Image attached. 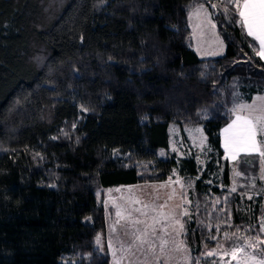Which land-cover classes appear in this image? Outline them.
<instances>
[{
    "label": "trees",
    "instance_id": "trees-1",
    "mask_svg": "<svg viewBox=\"0 0 264 264\" xmlns=\"http://www.w3.org/2000/svg\"><path fill=\"white\" fill-rule=\"evenodd\" d=\"M198 4L222 55L199 58L190 42ZM239 19L231 0H0V264H109L97 191L198 172L194 155L169 158L171 124L203 128L214 169L230 107L264 94V59ZM214 193L184 233L196 254L225 233L264 240L263 208Z\"/></svg>",
    "mask_w": 264,
    "mask_h": 264
},
{
    "label": "rangeland",
    "instance_id": "rangeland-1",
    "mask_svg": "<svg viewBox=\"0 0 264 264\" xmlns=\"http://www.w3.org/2000/svg\"><path fill=\"white\" fill-rule=\"evenodd\" d=\"M201 5L203 8L200 7ZM212 5L216 6L213 7L216 11L218 8H225L219 2L211 3ZM211 16L210 10L204 4L194 6L189 15L190 42L205 52V54L200 53L203 57L217 56L221 52L217 48L218 43L211 36L212 27L209 25H214ZM219 42L224 46L222 40ZM239 104L260 108L264 106V94L256 95L252 101H238L230 107L231 119L220 129V145L223 152L220 159L215 161L214 169H209V163L213 159L212 147L206 140L203 128L199 126L180 128L178 125L171 124L168 128V156L180 162L182 159L194 155L198 170L195 175H182L177 169H174L166 180L109 186L97 191V199L105 209L107 226L104 233L98 234L100 243L96 244L97 247L110 255L109 264H117L118 261L120 264H193V262H197V264H238L241 254H237V260H232L230 255L223 254L224 250L235 245L244 247L245 252H253V249L247 247V241L241 238H255V236L241 231L230 235L232 239H228L226 242H220L213 246L202 244L200 254H196L193 245H189L184 239V233L191 227V223L196 221L194 211L205 209L210 213L219 203L220 199L214 193L215 188L221 191H232L235 188L236 191L232 192L238 193L242 198L264 209V157L253 153L251 155L239 154L233 159L224 147V129L236 119L237 115H248L247 109L242 112L233 111ZM257 140H260L259 136ZM256 155L258 159L255 158V160L258 162L259 170L255 173L253 171V156L257 157ZM226 161L229 163V173L225 182L222 172ZM241 163L248 165L245 170ZM237 172L240 175H236ZM256 181L263 184V187L255 190ZM199 182L200 184H198ZM197 188L200 190L201 196L196 195ZM136 208L141 209V212H135ZM185 210L187 215H183ZM117 211L121 213L120 217L116 216ZM142 213L147 215H142ZM165 216L167 219L164 218ZM132 217L153 225L157 230L156 236H163L168 241L163 253L160 252L158 240L155 251H137L135 257L131 253L121 251V242H126L128 239L124 232ZM176 219H179L180 223L184 225L183 230L176 223ZM138 227L143 228L144 225H138ZM162 227L166 228L170 235L165 234ZM109 240H111V246H109ZM181 241L183 244L180 243ZM210 251H215L217 254L208 256L207 253ZM257 256L259 258L258 250ZM157 258H159V262H157Z\"/></svg>",
    "mask_w": 264,
    "mask_h": 264
},
{
    "label": "snow or ice",
    "instance_id": "snow-or-ice-1",
    "mask_svg": "<svg viewBox=\"0 0 264 264\" xmlns=\"http://www.w3.org/2000/svg\"><path fill=\"white\" fill-rule=\"evenodd\" d=\"M231 3L238 13L241 26L246 28L249 36L254 37L259 42L257 54L264 58V0H231ZM200 7L203 8V5ZM212 7L216 6L212 5ZM225 10L227 11V9ZM245 109L248 110V115H237L236 119L224 129L225 150L233 159L239 154L251 155L253 153L264 157V147H262L264 146V106L256 108L252 105L239 104L233 111L242 112ZM258 136L260 137L259 141L257 140ZM236 175H240V173L237 172ZM232 191H236V189L233 188ZM134 211L141 212V209L136 208ZM187 214L185 210L183 215ZM120 215L121 213L117 211L116 216L120 217ZM142 215L147 214L142 213ZM164 218L167 219L166 216ZM176 223L183 230L184 225L180 223L179 219H176ZM142 224L144 225L143 228L138 227V225ZM260 225V231L264 232V220L260 221ZM156 231L153 225L147 224L146 221L139 218L132 217L124 232L128 239L126 242H121V251L131 253L135 257L137 251H155L158 240L160 252L163 253L168 241L163 236H156ZM162 231L170 235V233H167L166 228L162 227ZM225 239H232V237L225 233ZM241 239L247 241V247L253 249V252H245L244 247L234 245L224 250L223 254L225 256L230 255L232 260H237V254H241L238 264H264V247H261L264 246V240H260L258 236L255 238L242 237ZM96 243H100V237H97ZM180 243L183 244V241ZM109 246H111V240H109ZM257 250L259 251V258ZM216 254L215 251L207 253L208 256ZM157 262H159V258H157ZM117 264H120V262L118 261Z\"/></svg>",
    "mask_w": 264,
    "mask_h": 264
},
{
    "label": "crops",
    "instance_id": "crops-1",
    "mask_svg": "<svg viewBox=\"0 0 264 264\" xmlns=\"http://www.w3.org/2000/svg\"><path fill=\"white\" fill-rule=\"evenodd\" d=\"M212 17V16H211ZM212 20H213V18H212ZM214 21V20H213ZM214 25L212 26V25H209L210 27H212V37H213V39L218 43V45H217V48H219V50H221V52H220V55H222L224 52H225V44H224V46L222 45V43L221 42H219V40H222L221 38H220V36H219V34H218V32H217V27H216V25H215V22L213 23ZM246 29V28H245ZM247 31V30H246ZM252 37V36H251ZM254 38V37H253ZM223 41V40H222ZM224 43V42H223ZM257 43H258V48H259V42L257 41ZM194 47V50H195V52H196V54H197V56L199 57V58H208V57H203L200 53H202V54H205V52L202 50V49H200L199 47L197 48V46L195 47V46H193ZM223 51V52H222ZM219 55V54H218ZM217 55V56H218ZM264 59V58H263ZM257 96L258 95H262V94H256ZM256 95H254V97L256 96ZM254 97H253V99L252 100H254ZM251 100V101H252Z\"/></svg>",
    "mask_w": 264,
    "mask_h": 264
}]
</instances>
